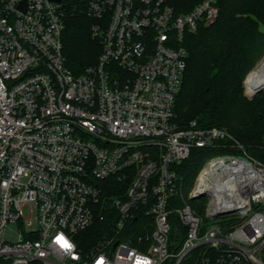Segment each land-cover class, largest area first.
<instances>
[{
	"label": "built area",
	"instance_id": "1",
	"mask_svg": "<svg viewBox=\"0 0 264 264\" xmlns=\"http://www.w3.org/2000/svg\"><path fill=\"white\" fill-rule=\"evenodd\" d=\"M220 1L177 15L171 0H0V264H181L195 251L194 264H264V163L225 127L174 121L184 34L214 23ZM68 11L101 46L79 75L62 54ZM194 149L223 151L187 194L203 217L173 168ZM111 177L129 181L123 197H103ZM111 209V236L83 252L78 235ZM140 209L151 233L119 240Z\"/></svg>",
	"mask_w": 264,
	"mask_h": 264
},
{
	"label": "trees",
	"instance_id": "2",
	"mask_svg": "<svg viewBox=\"0 0 264 264\" xmlns=\"http://www.w3.org/2000/svg\"><path fill=\"white\" fill-rule=\"evenodd\" d=\"M201 1L171 0V4L178 15L190 11ZM218 6L219 14L214 23L184 34L183 45L188 57L183 84L175 99L174 121L180 128L193 120L201 128L225 127L254 159L264 163V92L252 100L243 92L246 76L264 57V0H221ZM63 25L61 42L65 67L79 75L97 64L101 46L92 37V20L84 12L68 11ZM222 153L216 149H194L187 160L173 167L180 176L183 195L187 196L204 163ZM128 183L116 177L107 179L103 185L100 183L103 197H123ZM104 216V220L98 219L78 235L83 252L111 236L116 211L111 209ZM147 218L140 209L128 221L119 240L128 237L136 240L147 234L142 225ZM170 236L172 240L183 236L179 225Z\"/></svg>",
	"mask_w": 264,
	"mask_h": 264
},
{
	"label": "rangeland",
	"instance_id": "3",
	"mask_svg": "<svg viewBox=\"0 0 264 264\" xmlns=\"http://www.w3.org/2000/svg\"><path fill=\"white\" fill-rule=\"evenodd\" d=\"M262 61H264V57H262L257 63H256V65L254 66V68L248 73V75H250L252 72H253V70H255L259 65H260V63L262 62ZM248 75L246 76V78L248 77ZM246 78H245V80H246ZM245 80H244V82H243V92H244V96L245 97H247L248 99L250 98V96L251 95H249L247 92H246V87H245ZM250 100H252V99H250ZM216 150H220V149H216ZM221 151V150H220ZM185 198V201H186V203H189L192 207H194L195 209H196V211H197V214L200 216V217H203L204 216V206H205V204H204V202H202V201H199V203H197V202H194L193 203V201H191V200H189L188 199V197L186 196V195H183ZM28 215H26V217H27ZM33 225H31V226H29L30 228H34L35 227V225H34V223H32ZM142 225H143V230H145L146 232H148L147 234H149V233H151V229H149L148 228V230H146V227L148 226V225H151V219L149 218H147L146 220H144L143 222H142ZM196 253V252H195ZM195 253H191L187 258H186V260H185V264H190L191 262L194 264L195 263V261H196V258H197V253H196V255H195ZM193 257V258H192Z\"/></svg>",
	"mask_w": 264,
	"mask_h": 264
},
{
	"label": "bare ground",
	"instance_id": "4",
	"mask_svg": "<svg viewBox=\"0 0 264 264\" xmlns=\"http://www.w3.org/2000/svg\"><path fill=\"white\" fill-rule=\"evenodd\" d=\"M246 92L249 95H254L258 90H264V61L248 75L245 80Z\"/></svg>",
	"mask_w": 264,
	"mask_h": 264
},
{
	"label": "water",
	"instance_id": "5",
	"mask_svg": "<svg viewBox=\"0 0 264 264\" xmlns=\"http://www.w3.org/2000/svg\"><path fill=\"white\" fill-rule=\"evenodd\" d=\"M261 92H264V90H262V89L258 90L254 95L250 96L249 99L255 98ZM203 196H205V194L204 193H201V194H198V195L193 196L191 199H197V198H200V197H203ZM225 213H227V212H223L222 214H225ZM115 245H114V247H115Z\"/></svg>",
	"mask_w": 264,
	"mask_h": 264
},
{
	"label": "snow or ice",
	"instance_id": "6",
	"mask_svg": "<svg viewBox=\"0 0 264 264\" xmlns=\"http://www.w3.org/2000/svg\"><path fill=\"white\" fill-rule=\"evenodd\" d=\"M65 247H70V246L65 243Z\"/></svg>",
	"mask_w": 264,
	"mask_h": 264
}]
</instances>
